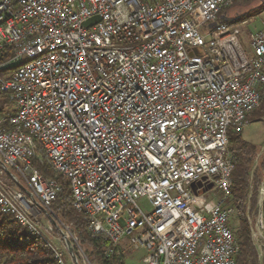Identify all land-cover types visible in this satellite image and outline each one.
Instances as JSON below:
<instances>
[{
	"label": "built area",
	"instance_id": "built-area-1",
	"mask_svg": "<svg viewBox=\"0 0 264 264\" xmlns=\"http://www.w3.org/2000/svg\"><path fill=\"white\" fill-rule=\"evenodd\" d=\"M243 1L0 0V50H13L3 65L19 62L0 73L14 108L0 119V213L56 264H80L82 252L53 209L61 187L45 164L109 251L144 249L143 264H235L233 208L203 194L229 195L228 132L264 98V24L247 51V20L222 18Z\"/></svg>",
	"mask_w": 264,
	"mask_h": 264
},
{
	"label": "trees",
	"instance_id": "trees-1",
	"mask_svg": "<svg viewBox=\"0 0 264 264\" xmlns=\"http://www.w3.org/2000/svg\"><path fill=\"white\" fill-rule=\"evenodd\" d=\"M249 0L240 2L245 3ZM261 4L253 12L245 13L237 18L229 20V23H237L241 17H252L260 13L264 8ZM13 57L11 47L0 50V65H3ZM6 70L0 69V73ZM14 113L13 103L8 95L0 92V119L3 123ZM264 117V98L247 115L248 122ZM228 150L233 163L231 171L230 200L237 209L239 215L238 226L233 231L238 243V253L235 264H256L257 250L251 238L250 227L245 215L248 196L249 176L255 155V146L242 138L241 132H228ZM40 172L50 178H54L60 184V191L53 202V209L60 220L70 224L77 236L79 246L85 247L86 252L93 256L95 264H126L121 251H109L108 242L100 236H93L88 229L87 217L78 212L73 204L71 192L67 180L53 172L46 164L39 167ZM258 181V178H255ZM251 207H256V197H251ZM227 204V203H226ZM264 222V200L262 203ZM232 229V228H231ZM264 238V233H263ZM0 264H56L51 249L37 236L30 235L21 227L15 219L9 215L0 213Z\"/></svg>",
	"mask_w": 264,
	"mask_h": 264
},
{
	"label": "rangeland",
	"instance_id": "rangeland-1",
	"mask_svg": "<svg viewBox=\"0 0 264 264\" xmlns=\"http://www.w3.org/2000/svg\"><path fill=\"white\" fill-rule=\"evenodd\" d=\"M261 4L264 5V0H249L245 3L236 4V7L231 9V12L240 15H244L248 12H253ZM264 8V7H263ZM237 18V17H236ZM242 20H247V23L243 26H239L240 30L238 33L239 39L245 48L249 50L247 43V35L249 32L256 30L262 24H264V9L252 17H241L239 22ZM242 138L249 143L253 144L256 148L255 155L253 156V164L250 170L249 176V187L248 196L245 208V215L250 227V233L252 241L257 250V261L256 264H264V222H263V211L262 203L264 200V117L261 119H253L242 130ZM258 181H255V178ZM263 191V192H262ZM255 195L256 197V207H251V197ZM225 197V202L233 208V212L229 219V225L232 231H235L238 226L237 216L239 215L237 209L231 202H229L230 194L224 196L218 189H211L210 191L203 194L204 201L215 202L216 200ZM145 210H149L150 206L147 201L141 200ZM261 221L263 226L261 228L257 227L258 221ZM261 230V234L258 233ZM53 241L58 243L59 241L53 238ZM121 253L126 264H143L142 258L144 257L145 250L138 249L135 250L126 244L121 246ZM82 259L79 258L80 264H95L93 256L86 252L85 247L81 248Z\"/></svg>",
	"mask_w": 264,
	"mask_h": 264
},
{
	"label": "water",
	"instance_id": "water-1",
	"mask_svg": "<svg viewBox=\"0 0 264 264\" xmlns=\"http://www.w3.org/2000/svg\"><path fill=\"white\" fill-rule=\"evenodd\" d=\"M97 21H98V17L97 16H93V17L87 19L86 21H84L83 25L84 26H90V25H92L93 23H95ZM18 64H19L18 61L10 62V63H7V64L3 65L2 69L9 70V69H12V68L16 67ZM193 189H194V187H193ZM203 191L204 190H201L200 193H202Z\"/></svg>",
	"mask_w": 264,
	"mask_h": 264
},
{
	"label": "crops",
	"instance_id": "crops-1",
	"mask_svg": "<svg viewBox=\"0 0 264 264\" xmlns=\"http://www.w3.org/2000/svg\"><path fill=\"white\" fill-rule=\"evenodd\" d=\"M239 4V3H237ZM233 7H236V4L235 5H232L231 7H229L227 10H225V12L223 13L222 15V18L226 21H229V20H232L236 17H238V14H235L234 12H231V9Z\"/></svg>",
	"mask_w": 264,
	"mask_h": 264
}]
</instances>
